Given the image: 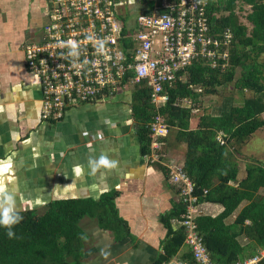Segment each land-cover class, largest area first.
<instances>
[{
	"label": "trees",
	"instance_id": "obj_1",
	"mask_svg": "<svg viewBox=\"0 0 264 264\" xmlns=\"http://www.w3.org/2000/svg\"><path fill=\"white\" fill-rule=\"evenodd\" d=\"M207 13L211 32L222 41L220 52L226 53V58H218L215 66L205 58L197 59L182 73L184 79L165 85L168 101L159 108L152 102V89L146 81L131 82L132 77L127 76L124 84L132 91L130 108L139 124L144 154L151 152L150 124L157 115L170 126L169 135L161 139V158L165 159L170 149L168 138L186 144L183 168L195 182L198 204L209 202L223 207L215 217L199 215L198 232L215 264H235L264 250V163H247L240 178L239 165L233 160L234 151L264 128V0H208ZM226 36H230L228 43H224ZM237 69H241L239 77ZM231 83L239 92L251 91L253 95L240 104L233 97L225 98L192 129L194 108L181 105V101L217 95L221 87ZM116 196L117 192H110L99 200H55L43 212L12 211L22 219L11 228L0 225V264H83L87 238L81 227L84 218L112 231L117 240L127 235V225L115 205ZM185 212L186 205L179 202L164 218L171 237L155 264L169 262L184 246V226L173 230L171 221L179 223ZM235 212V219L229 222ZM9 231L14 233L11 238ZM189 252L181 260L197 264ZM258 264H264V258Z\"/></svg>",
	"mask_w": 264,
	"mask_h": 264
},
{
	"label": "crops",
	"instance_id": "obj_2",
	"mask_svg": "<svg viewBox=\"0 0 264 264\" xmlns=\"http://www.w3.org/2000/svg\"><path fill=\"white\" fill-rule=\"evenodd\" d=\"M9 6L5 16L0 9L1 204L7 203V195H18L28 210H35L41 203L46 207L55 200H99L117 192L115 205L127 235L117 240L112 231L84 218L83 264H155L171 237L164 218L180 202L168 167L183 166L184 155L176 150L186 145L168 138L167 157L152 162L150 154L142 151L128 87L105 100L75 107L58 122L43 121L40 84L28 73L23 51L41 32L42 27L33 32L32 22L43 9L42 0H13ZM40 17L44 24V10ZM102 157L114 167L101 165L93 171ZM245 168L246 163L244 172ZM239 172L240 178L245 175L241 168ZM199 211V215L215 217L223 207L204 202ZM236 215L231 216L233 220ZM171 225L173 230L181 226L174 219ZM188 252L185 243L172 259L181 260Z\"/></svg>",
	"mask_w": 264,
	"mask_h": 264
},
{
	"label": "built area",
	"instance_id": "obj_3",
	"mask_svg": "<svg viewBox=\"0 0 264 264\" xmlns=\"http://www.w3.org/2000/svg\"><path fill=\"white\" fill-rule=\"evenodd\" d=\"M43 2L41 32L23 51L28 73L40 84L45 122H58L75 107L114 96L127 87V76L131 82L146 81L153 104L162 107L168 101L165 85L184 79L182 73L197 59L215 66L218 58L227 57L220 52L222 41L211 32L208 0ZM150 130L149 159L160 162L161 139L169 135L170 126L157 115ZM168 170L170 182L179 188L180 202L186 205L180 221L185 243L197 264H215L197 229L200 204L195 182L181 165H170ZM262 258L264 252L235 264H258ZM164 264L190 263L172 259Z\"/></svg>",
	"mask_w": 264,
	"mask_h": 264
},
{
	"label": "rangeland",
	"instance_id": "obj_4",
	"mask_svg": "<svg viewBox=\"0 0 264 264\" xmlns=\"http://www.w3.org/2000/svg\"><path fill=\"white\" fill-rule=\"evenodd\" d=\"M13 0H0V3L3 6L2 8L4 9V16L8 14L9 10V5ZM44 4L42 0V5ZM5 7H8L7 9ZM0 8V9H2ZM36 11H34L35 13ZM40 14L43 16V9H39V15L34 17V21L32 22V28L33 32L36 33L38 31L39 27L43 26L42 19L40 17ZM36 40L37 35L33 36L31 39ZM263 59V58H262ZM241 74V69H237V77H239ZM197 91H201V89H196ZM253 93L251 91L247 92H239L234 88L233 83L228 84L224 87H221L219 89V93L217 95H203L201 99L198 101H181V105L187 106V107H193L192 111V116H191V124L190 127L192 129L197 128V124L200 121V118L203 115L210 114L213 112V109H215L217 106H220V104L224 101L225 98L227 97H233L236 100V104H240L244 98L252 96ZM264 118V114L262 115ZM221 136L218 137V140ZM222 141V138H220ZM179 144H185L180 142ZM186 145V144H185ZM234 148V147H233ZM182 151V152H181ZM237 151V152H236ZM177 155H185L186 152V147L183 150H176ZM234 161L238 165H240V168L242 169L243 174L244 172V166L245 163H257V164H262L264 163V128L261 130H258L255 134H253L246 142L243 144L241 147H239L237 150L234 151ZM182 155V156H183ZM180 157V156H179ZM245 162V163H244ZM243 164V165H242ZM17 194V193H16ZM11 197V204H12V209L14 210H28V205H25V201L21 200V196L19 197L18 195H7V203L8 204V198ZM33 203H31V206ZM1 204V199H0V213H3L4 208L8 207ZM39 208H35V210L39 212H43L45 207L43 206V203L38 205ZM27 208V209H26ZM233 221V217L230 219ZM247 239L243 238L242 242L247 243ZM264 252V250H259L258 255H261V253Z\"/></svg>",
	"mask_w": 264,
	"mask_h": 264
},
{
	"label": "clouds",
	"instance_id": "obj_5",
	"mask_svg": "<svg viewBox=\"0 0 264 264\" xmlns=\"http://www.w3.org/2000/svg\"><path fill=\"white\" fill-rule=\"evenodd\" d=\"M75 47V45H73ZM105 166V167H114V164H110V162L106 158H101L98 162V164L93 166V171H95L96 167L99 166ZM22 217H20L18 214H14L12 212V204H11V197L8 198V207L4 208L2 215H0V225H4L8 228H11L12 225L18 223ZM9 238L14 236V233L9 231L8 233Z\"/></svg>",
	"mask_w": 264,
	"mask_h": 264
}]
</instances>
